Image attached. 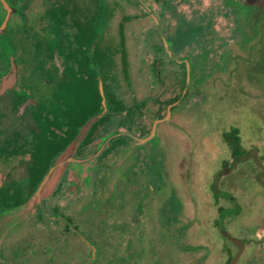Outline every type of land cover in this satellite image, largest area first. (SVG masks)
Listing matches in <instances>:
<instances>
[{"label": "flooded vegetation", "instance_id": "flooded-vegetation-1", "mask_svg": "<svg viewBox=\"0 0 264 264\" xmlns=\"http://www.w3.org/2000/svg\"><path fill=\"white\" fill-rule=\"evenodd\" d=\"M159 1L157 13L164 15L169 0ZM243 1L224 0L243 12L246 23L256 8ZM62 2L0 0V215L34 204L3 233L0 264H61L60 260L69 259H73L70 264H159L155 247L143 249L142 239L151 228L152 238L161 235L159 245L183 260L178 254L189 252V248L174 241L177 232L173 217L181 204L176 200L174 183L172 188L174 162L182 152L176 141L179 133L171 139L177 131L172 122L176 115L187 119L183 107L194 77L205 73L198 70V58L187 48L206 41V28L181 21L171 36L161 20L155 23L161 44H154L149 53L153 54L152 74L160 92L148 94L142 77L136 78L132 72V38L126 27L131 20L143 19L140 14L127 16L123 0H109V34L108 39L101 40L90 33L88 24L79 34L75 23L61 15L50 20L52 8ZM131 3L143 8L146 1ZM146 6L152 15V8ZM116 11L124 15L118 28L113 29ZM260 27V22L253 20L252 30L247 23L243 30L240 26L242 35L237 46L249 59V44L258 31L260 35L264 32ZM164 58L182 70L166 72ZM95 89L100 99L96 113L91 98L84 96V92ZM90 107L94 109L87 114ZM148 115L152 126L143 122ZM181 130L186 136V129ZM240 131L233 128L223 134L235 159L244 154ZM154 142L163 145L169 157L172 152L176 154L173 166L161 179L166 184L160 182L158 186L152 185L162 176L155 173L151 157ZM233 163H222L216 182L210 186L219 210L217 227L236 248L228 264L240 247L227 235L242 241V256L249 243L242 235L234 237L232 230L222 225L225 218L240 215L237 205H221L224 199L233 202V196L218 184L223 175L239 165V161ZM143 197H147L152 212L142 202V210L134 211V203L137 205ZM159 201L160 211L154 209ZM102 239L105 244L100 246Z\"/></svg>", "mask_w": 264, "mask_h": 264}, {"label": "rangeland", "instance_id": "rangeland-1", "mask_svg": "<svg viewBox=\"0 0 264 264\" xmlns=\"http://www.w3.org/2000/svg\"><path fill=\"white\" fill-rule=\"evenodd\" d=\"M128 1L123 0V5L127 7V16L140 14L138 16L143 18L127 22L129 24L126 27L132 38L129 41L133 53L132 72L136 78L138 75L142 77L148 94L160 92L152 74L153 54L149 53L153 52L154 44H161L155 23L161 20L163 28L171 36L179 29L181 21L197 26L202 24L206 28V41L200 46L192 45L187 48L198 58V70H204L205 73L194 77L191 94L183 107L187 119L183 121L181 115H176L172 122L174 130L177 131H173L171 139L175 140L179 133L176 141L179 145L178 151L182 152L175 159V176L172 177V188L174 183L176 200L181 204L173 217L177 232L174 241L176 245L189 248V252H179L178 256L183 259L180 260L163 249L159 245L161 235L160 238H152L154 228L146 229L142 239L145 243L143 249L147 251L155 247L159 264H228L229 257L236 253V248L222 237L217 227L219 210L210 186L216 182L222 163L234 162L233 166L239 161L234 171L223 175L218 182L221 190L228 191L233 196V202L224 199L221 205L226 208L237 205L240 211L239 216L225 218L222 225L232 230L234 237L242 235L249 242L239 264H264V241H260L264 238V32L260 35L258 31L256 39L249 44V55L252 54V59L239 53L241 48L237 46L242 35L240 26L243 30L247 23L252 30L253 20L254 23L260 22L261 31L264 29V0L242 2L256 8L254 15L246 17V23L243 21V12H239L231 3L227 5L224 0H169V8L164 15L157 13L160 10L158 0H145L143 8H137L131 3L135 0ZM109 5V0H63L58 8H52L49 19L55 20L57 15H61L75 23L79 34L85 31L88 24L90 33L104 40L108 39L111 21ZM146 5L152 8V15L148 14ZM116 12L113 29H117L118 24L123 21L124 14ZM90 22L94 23V27ZM202 54L207 57L202 59ZM164 64L166 72L182 70L165 58ZM177 83L178 79L176 85L179 86ZM96 93V89L95 92H84L85 98L90 97L92 104L96 106L95 113L98 112L100 100ZM93 109L94 107H90L86 113ZM143 122L152 126L149 115ZM163 127L166 129L167 125ZM183 128L186 129V136L181 130ZM233 128L241 130L240 150L244 154L238 159L234 158L223 137L225 132H230ZM151 145H155V152L151 156L154 158L155 173L162 174L161 178L156 177L157 184L152 185L158 186L160 182L162 185L166 184L161 179L166 171L169 172L168 168L173 166L172 160L176 154L172 152L169 157L163 145L155 142ZM252 181L256 183L255 187H252ZM171 191L173 190H169V197ZM141 202L144 208L147 207L152 212L147 197L140 198L137 205L134 203V211L142 210ZM127 206L130 211L131 202L128 201ZM160 208L161 202H156L154 209L160 211ZM117 221L116 226L119 224ZM183 225L187 227L184 228ZM157 230L160 231L158 228ZM103 243L105 244L104 239L98 242L100 246ZM106 258L109 260L110 257ZM71 262L73 259L60 260L61 264ZM141 264L147 263L144 261Z\"/></svg>", "mask_w": 264, "mask_h": 264}, {"label": "water", "instance_id": "water-1", "mask_svg": "<svg viewBox=\"0 0 264 264\" xmlns=\"http://www.w3.org/2000/svg\"><path fill=\"white\" fill-rule=\"evenodd\" d=\"M34 204L31 203L27 206L23 207H16L15 209L11 210L10 212L0 215V240L3 233L6 229L15 226L18 221L23 218L26 214H28L31 209L33 208ZM237 246L240 247V250L231 264H236L243 253V243L241 240L232 238L231 235H227Z\"/></svg>", "mask_w": 264, "mask_h": 264}]
</instances>
